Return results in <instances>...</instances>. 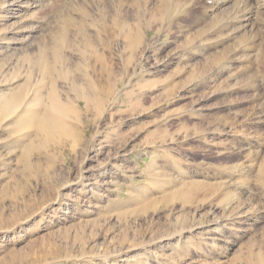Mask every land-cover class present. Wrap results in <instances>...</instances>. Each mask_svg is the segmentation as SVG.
Instances as JSON below:
<instances>
[{"label":"rangeland","instance_id":"rangeland-1","mask_svg":"<svg viewBox=\"0 0 264 264\" xmlns=\"http://www.w3.org/2000/svg\"><path fill=\"white\" fill-rule=\"evenodd\" d=\"M44 2L25 3L34 16L25 22L26 11L15 16L10 0H0V36L10 37L0 39L3 68L19 57L22 66L26 54H36L37 41L49 38L68 9L66 0ZM76 2L93 24L91 37L112 47L106 55L111 68L98 66L94 55L81 68L82 81L89 72L85 78L91 76L102 107L92 102L94 111L87 113L79 102L88 138L75 150L40 148L29 163L18 148L9 155L0 149V264H264V6L252 29L218 36L209 33L207 18L198 37L202 27L190 28L186 19L178 32L150 31L147 46L157 47L144 51L130 50L121 36L122 8H105L107 0ZM224 4L221 15L235 1ZM75 9L73 16L82 18ZM23 23L40 32L20 45L14 31ZM104 23L111 28H102ZM71 34L78 47L66 54L82 60L88 55L83 37ZM5 40L11 48L1 50ZM244 45L247 50L230 61ZM16 62L0 72V80L10 79L14 69L27 74V65L21 69ZM165 132L179 140L154 148L150 141ZM93 144L102 148L100 155ZM193 179L205 185L193 201L166 200L171 189ZM59 193L62 201L55 200ZM236 211L245 220L230 221Z\"/></svg>","mask_w":264,"mask_h":264},{"label":"bare ground","instance_id":"bare-ground-1","mask_svg":"<svg viewBox=\"0 0 264 264\" xmlns=\"http://www.w3.org/2000/svg\"><path fill=\"white\" fill-rule=\"evenodd\" d=\"M33 1H36L38 4L48 0ZM76 1L79 0H70L69 2L66 0L68 9L65 10L63 16H61L60 19L58 18L56 21V25L52 28L53 30L50 31L51 35L49 38L44 40L45 42H42V40L37 41L38 50L36 54L33 56L26 54L23 60L25 61L24 64H26L28 67L26 68L27 71L25 70L27 74L22 75V73L16 72L14 69L15 73L14 75L13 73L11 74L12 76L10 79L4 81L2 79L0 80L3 81L1 83H4V89H2L4 91L0 94V138L1 136L6 135V139H0V149H3L2 152L5 154L9 155V153L13 152V149L15 151V149L18 148L20 159L28 161L32 153L40 148H54L66 145L75 150L77 146L85 142L84 137H87V134L85 133V125L83 126L80 121L83 111L81 110L82 107H80L82 103L79 104V102H81V100L85 102L83 109H85L87 113H93L94 111L93 107L91 106L92 102L96 104L97 110H100L102 107V102L98 94L99 91L97 93V89L90 79L91 76L89 75V78H85L89 72L86 75L84 74L85 81L84 79L83 81L81 79V73H83L82 65L89 66L91 64L90 58L94 55L95 61L93 62L98 63V66L104 69H108L109 67L111 68L109 61L106 60V55L107 53L110 54L109 50L112 47H110V45H108V43H106L102 37H99L97 41L91 37L89 28L93 24L89 22L88 18H86L84 15V11L86 10H84L82 7L84 5L80 4L79 6L78 2ZM107 1L108 5L105 6V8H109L110 5H114L117 8L118 6L122 8V12L124 11L125 22L122 20V24H120L121 30L119 28L118 29L120 32L122 31L121 36L123 33V39L125 38L127 40V47L130 50L144 49V51L147 49L152 50L157 47V44L155 43H149L147 46L146 41L150 39V31H156L158 34L166 32L172 34L182 29V27L180 29V25L183 21L186 22V19L190 28H193V26H197L198 28L202 27V29L199 31L200 33H198V37L206 32L205 27L201 26V22L207 18L212 19V29L209 33L218 36L229 33V31L238 27L242 28L249 26L252 29V24H254L258 14L263 12L261 7L264 6V0H234V6L232 8L227 7V11L221 15L222 10L225 9L223 8V5H225L224 2L226 0H212L211 5H208L206 0ZM27 2H29V0H10V7L15 10V16H18V12L20 13L22 10L26 11L25 22L34 19V16H32V7L31 5H26L25 3ZM99 2H101V0H99ZM1 5H4V3L1 2ZM76 5L80 15L82 14V18H76L72 14L76 8ZM143 7L144 9L146 8V16L142 12ZM107 12L108 11L105 10V14ZM223 15L225 16L223 17ZM131 16L135 18V21L132 23L129 21ZM111 20L115 21V17L113 16ZM1 22L2 20H0V25L2 24ZM114 23L115 22L112 24L114 25ZM109 25L104 23L101 26L102 28H106L107 26L109 27ZM38 29L39 28H37V26L31 27V25H26V23L19 25L18 29H16L14 33L19 34L21 39L18 38L15 42H22L20 45L26 44V41L28 42V39L31 35H33V32H40ZM72 31L76 37L82 35L84 48L88 53L87 57L79 61H74L69 52L66 54L67 49L76 51L78 47L77 44L72 40ZM33 37L35 38L36 35ZM1 38L10 39V37L6 35L0 36V39ZM202 38L203 37L192 43H201L203 41ZM7 42L9 41L5 40V42H1L4 43L1 46V50L11 48L10 45H7ZM98 44L103 47L105 53L99 51ZM247 48L248 45H244L242 49L236 50L234 56L230 57V61L235 60L237 56L240 53L246 51ZM63 51L65 52L64 55ZM21 57L23 58V56ZM19 58L16 60L17 62H14H16L17 66L22 69L24 64L22 66L19 65ZM14 62L12 61L10 64H8L11 67L7 66L3 68V66H0V72H4L6 68H11L12 70V63ZM76 70L79 71L77 72ZM64 82L65 85L66 83H69L70 85L67 89L63 88ZM105 92L109 96L110 90H105ZM72 93L75 97L72 96ZM255 114V118H260L259 116L262 114V112L257 110ZM194 129H197V127ZM197 132L198 130L195 132V134ZM184 136L186 137V135ZM94 138V141L98 140L97 135ZM158 140L159 142H157ZM175 140H179L178 137H175L171 133H166L165 135L163 133L161 139H157V141L156 139L151 140L150 144H152L154 148H159L158 145L161 144L160 146L164 147L169 142L172 143ZM127 145L128 142L126 141L124 143V147ZM97 146L98 145L93 144V147H91L92 150H95V155H100V153L103 151L101 150L102 148L99 147L98 149ZM127 149L128 147L125 151H127ZM157 150L158 149H154V151ZM47 156L51 160V154L48 153ZM87 158H90V154L87 155ZM181 173L186 174V172H183L182 170ZM85 174L86 173L84 169L81 167L79 180H84V178H86ZM163 180V178L160 179V181ZM201 182H199V180L196 181L193 179L185 185L182 183V187L180 184V189L177 187L171 189L172 192L166 196L168 198L166 200H172L176 198L182 200L185 203L193 201L195 198L194 196H196L195 194L198 193L197 189L201 190V187L204 184V182ZM205 182H207V186H209L211 189H214L215 186H212L213 184L208 181ZM204 187L205 185L203 186V189ZM196 190L197 193L194 194ZM63 198L64 197L61 195V193H59V196H56L55 200L62 201ZM50 200L51 199L47 200L46 202L48 203ZM202 203H206V201H203ZM215 204L212 203L209 205L212 206V208H218V204ZM158 213H160L159 210L154 212V214ZM230 216L231 217L228 218L230 221L239 222L240 220H243L244 212L236 211Z\"/></svg>","mask_w":264,"mask_h":264}]
</instances>
